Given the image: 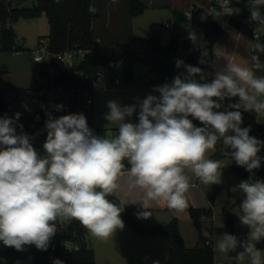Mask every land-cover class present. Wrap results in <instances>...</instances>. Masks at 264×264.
<instances>
[{"label":"clouds","instance_id":"9594fccd","mask_svg":"<svg viewBox=\"0 0 264 264\" xmlns=\"http://www.w3.org/2000/svg\"><path fill=\"white\" fill-rule=\"evenodd\" d=\"M248 5L251 20L264 25V0H248ZM220 9H211L202 19L240 12L225 5ZM88 11L95 14L98 9L89 4ZM189 39L195 42V33ZM252 49L264 53L259 37ZM262 67L259 57L252 55L250 66L228 62L211 82L201 83L195 77L204 79L202 69L186 65V75L153 88L158 95L150 93L137 104L125 106L109 100L105 119L116 130L112 136L96 135L83 113L54 117L46 110L43 157L34 149L32 137L17 132V126L23 128L18 124L20 113L0 117V242L17 251L26 245L46 251L57 223L69 220L79 221L92 236L106 241L125 226L120 214L126 204L108 199L121 189L122 178L129 193L143 192L139 204L144 210L137 213L138 218L152 216L149 202L161 200L168 208L183 211L192 187L188 173L204 185L223 182L227 165L208 155L218 142L231 149L225 154L238 166L249 173L258 169L264 159L258 156L264 141L250 136L249 127H241V109L264 115V76L255 72ZM234 97L239 102L228 105L234 110L216 111L225 99ZM63 107L53 106L56 112ZM137 111L138 123L128 122ZM189 117L204 127H196ZM237 189L244 195L239 219L250 229L248 237L239 241L225 233L216 239L213 250L225 254L240 246L244 251L238 253L237 261L247 257L249 264H264L256 246L264 238V181L250 178L233 191ZM54 264L63 262L56 259Z\"/></svg>","mask_w":264,"mask_h":264},{"label":"rangeland","instance_id":"374dc122","mask_svg":"<svg viewBox=\"0 0 264 264\" xmlns=\"http://www.w3.org/2000/svg\"><path fill=\"white\" fill-rule=\"evenodd\" d=\"M99 1L92 0V3L98 9L97 12L101 14L107 6L102 10L99 6ZM107 1L109 3L112 0ZM115 1H119L120 4L123 1L122 4H125L120 10L116 8L119 11L118 15L114 13L110 15V25L115 26L113 31L118 34L117 40L119 42L125 41L128 38V34L129 36L136 37H150L152 35L151 26L154 25L158 28L160 44L165 45L169 43L170 38L175 33L180 36L179 34H183L185 30L183 27L185 21L184 11L187 7L183 10L173 8L170 0H142L145 6L144 9L140 13L133 15L129 20L126 17L127 0ZM35 3L36 0H19L18 6L29 7ZM192 4L190 3V5ZM121 18H124V20H121ZM119 21L121 23L123 22L122 27H120ZM164 22L168 23V28L161 26ZM126 23H128V29L125 26ZM221 29L222 32L219 38L225 37L226 42L230 46L231 42L232 44L235 42V37H231L233 34H237V32L229 26H221ZM12 30L14 33L13 49H0V88L6 83H10L33 93L36 83L35 73L39 65L32 60L31 50L36 45L38 39L46 36L48 33L46 17L41 13L35 18H19L12 24ZM258 32L264 35V26L258 27ZM107 33V36H112L110 31ZM193 33L197 37L194 43L203 44L202 30L199 27L193 26ZM240 34L245 37V34L242 32ZM228 38L231 39L229 40ZM215 45L216 43H213L211 48H209L210 51L207 58V62L211 63V69L213 68V59H210V52ZM240 47V54L242 56L247 55V53H252L249 46L248 48ZM71 64L65 65L70 70V74L76 78H81L82 73L74 68L77 60H73ZM261 73L264 72L260 71L257 76L261 75ZM114 78L117 79L116 84L112 82ZM163 84L165 83H159L158 76L155 72L149 71L148 67L141 63L133 64L130 77L125 78L120 61H115L112 66L109 64L104 66L102 75L96 78L95 82L90 86V91L82 93L81 100L77 99L73 108L77 113H83L85 115L89 127L98 136H105L106 134L112 136L116 134V130L112 125H108V121L105 119V115L108 112L107 102L109 100H115L121 106L137 104L150 93L158 95V93H154L152 90L155 86ZM66 98L67 93L62 89H54L51 92V100L54 105H63L66 103ZM82 99L89 100V102H83ZM4 100L11 104V109H4L0 113V117H14L15 113H20L18 111L26 108L24 102L13 100L11 91H4ZM61 114L62 111L55 112L54 117H59ZM22 117V114H20L18 124H22L23 128L21 129L17 126V132L23 131L32 137L34 149L41 157L45 156L46 153L43 149L42 137L40 135L41 130L33 133L26 132ZM256 120L264 123V115H257ZM128 122L138 123V111L131 118H128ZM228 150L224 149L223 145H221V149L215 160H221L227 166L241 167L231 159L230 155L227 156L225 154L226 152H231H228ZM261 150L264 151V147ZM188 175L191 177L190 184H195L196 186L190 187L186 194L187 207L183 211H176L168 207L161 210H153L151 211L152 216L147 219L138 218V212L136 211L135 214L133 213L134 220L141 225L150 227L152 225H167L175 218L180 237L187 247L203 245V240L206 238L213 245L216 239L225 233L236 236L239 241H245L250 229L246 225H243L239 219L240 204L244 195L238 189L236 191H233V189L241 181L249 180L250 178L246 177L238 183L226 187L220 184L216 186L214 184L204 185L191 173H188ZM188 207L203 208L205 211L202 214L204 217L199 218L200 227L198 231L189 217ZM123 222L125 225L124 228L122 230L117 229L106 241L92 236L84 228L85 234L83 241L95 251L96 264H153V261L156 260L160 264H167L168 240L163 233L138 234L124 220ZM67 224L68 221L62 224L57 223V232L63 233L67 228ZM77 243L78 241L71 236H65L63 239V245L68 249H73V245ZM256 246L262 251V258H264V238ZM212 251L213 264H249L247 257L243 262H239L236 259L238 254L235 253L243 252V247L238 246L236 250L225 254L214 251L213 247ZM24 259H19L20 263H27L23 262L28 261ZM30 263L32 264L33 262Z\"/></svg>","mask_w":264,"mask_h":264},{"label":"trees","instance_id":"16d2710c","mask_svg":"<svg viewBox=\"0 0 264 264\" xmlns=\"http://www.w3.org/2000/svg\"><path fill=\"white\" fill-rule=\"evenodd\" d=\"M19 0H0V49L12 50L14 47V33L12 24L19 18L28 19L35 18L43 13L48 24L49 48L53 51L62 50L78 43L81 47H90V52L86 53L84 58L74 66L75 69L82 73V78H76L72 75L63 74L54 79V86H60L64 91H76L82 87H90L95 80V73L100 66L106 65L108 62L120 61L125 78L130 77L133 64L141 63L148 67L149 71H153L158 76L159 83H171L177 75H186L185 66L191 65L202 69L204 79L200 76L195 79L201 83L211 82V67L207 62V58L196 54H184L181 61L176 65V49L177 39L170 38L168 44H160L158 28L151 26L152 35L150 37L129 36L125 41L119 42L117 35L114 33V25H106L105 11L99 14H92L88 11L89 4H93L92 0H36V3L29 7H19ZM123 2V1H122ZM118 2L115 8L122 9L124 5ZM99 6L103 10L102 1ZM127 18L140 13L144 9L142 0H127ZM234 8H239L238 14L232 15L230 19L231 26L237 30L248 31L252 27H261L250 18L248 0H238ZM117 13L119 14V11ZM264 14V7L261 8ZM204 16L200 10H193L191 14V24L199 27L203 32V47L211 48L221 32V26L211 17ZM121 17V16H120ZM121 20H124V18ZM123 23V22H122ZM122 23L119 21L120 27ZM124 26V25H123ZM128 29V23L125 24ZM108 31L112 33L109 37ZM191 43L188 38L183 42V46ZM210 51V50H209ZM203 61V63H201ZM11 91L14 101L24 102L28 109L34 108L33 94L25 88L6 83L0 88V113L7 109V102L4 100V91ZM236 103L232 99H225L222 107L216 111L234 110L228 108L229 104ZM70 113H77L71 105ZM242 112L243 123L241 127H249V135L260 141H264V123L259 122L255 118L253 112ZM32 116H24L25 130L28 133L35 132L40 126L45 124L48 117L41 112V120L35 124V128L28 129L26 126L32 120ZM196 127H204V125L196 119L189 117ZM234 134V133H230ZM222 142L216 145L215 151L209 156L211 159L217 158L221 149ZM231 149L228 150V152ZM258 156L264 158V151L260 150ZM126 167L127 162H125ZM249 177L252 180L264 181V159L261 160V166L249 173L244 167L227 166L223 168L222 183L220 185L230 186L238 183L244 178ZM214 186H216L214 184ZM113 203L120 204L114 195L108 197ZM189 217L192 220L196 230H199V218L205 212L203 208L188 207ZM134 209L125 205L121 212V218L130 226V228L138 234H152L156 232L163 233L168 240L167 264H213L212 248L204 245H194L187 247L184 245L175 218L167 225H152L146 227L139 224L133 218ZM85 229L76 220H69L67 228L63 233L56 232L51 239L49 247L46 251L38 250L34 245H26L23 251H17L13 247L4 246L0 242V258L4 260V264H14L16 260L30 258L35 264H54L59 259L63 264H94L93 252L84 241ZM65 236H71L79 243L78 247L73 249L65 248L63 239Z\"/></svg>","mask_w":264,"mask_h":264},{"label":"built area","instance_id":"2783aa9c","mask_svg":"<svg viewBox=\"0 0 264 264\" xmlns=\"http://www.w3.org/2000/svg\"><path fill=\"white\" fill-rule=\"evenodd\" d=\"M238 0H206L204 5H198L193 3L184 11V32L180 36L177 37V49H176V65H178L181 61V57L184 54H196L204 58H208L209 50L203 46H198L194 43H189L186 46H183V42L189 38V34L191 33V14L193 10H200V12L204 15L207 14L211 9L216 8L217 11H220V5L231 6L234 7ZM214 19L220 26H231L230 19L232 15H222L220 17H214L212 15H207ZM164 26L167 27V24L164 23ZM250 40L251 49L253 48V44L256 43V37L260 38V42L264 44V35L259 34L258 27H252L248 31L244 32L243 30H239ZM90 52V47H81L78 43L73 44L70 47H66L62 50L53 51L49 48L48 38L40 37L31 50L32 60L36 62L39 66L35 73V88L33 94V102L34 108L31 109L29 115L32 116L31 122L28 123L31 127L28 129L35 128V124L41 120V112L45 111L52 112V115H55L54 104L51 100V92L54 89H62L60 86H54V79L62 76L63 74H70V70L65 66L66 64L72 65L73 60H77V63L80 62L86 53ZM110 66L113 65V62H108ZM105 65L100 66L95 73V80L98 76L101 75L102 69ZM82 78V77H81ZM92 82V84L95 82ZM114 83H117V79L114 78ZM91 84V85H92ZM86 91H90V87H82L81 89H77L74 91H66L67 99L66 103L63 104L62 115L69 114L71 110V105H75L77 99L81 100L82 93ZM83 102L87 103L89 100L82 99ZM86 104V103H85ZM7 109L11 108V104L7 103ZM27 125V126H28ZM37 130H41L42 143L44 144L47 136V131L45 129V124L40 126ZM36 130V131H37ZM96 134V132H94ZM97 135V134H96ZM31 143H33V139H31ZM201 217H204L202 215ZM203 245L207 248H212L211 242L206 238L203 240Z\"/></svg>","mask_w":264,"mask_h":264},{"label":"crops","instance_id":"0c3cea01","mask_svg":"<svg viewBox=\"0 0 264 264\" xmlns=\"http://www.w3.org/2000/svg\"><path fill=\"white\" fill-rule=\"evenodd\" d=\"M101 1H102L103 8H105L107 6V8L105 9L106 10L105 11L106 25H108V24L110 25L111 24L110 15L112 13H114L115 15L116 14L118 15L117 9L115 8V4H117L119 1L112 0L109 3H107L108 2L107 0H101ZM170 3H171V6L173 8L183 10L185 7L188 8L190 6V3H196L198 5H204L206 3V0H190V2H188V0H170ZM185 3H187L186 6H185ZM108 16H109V19H108ZM164 23L167 24V27L164 26ZM164 23H162L161 26L168 28V23L167 22H164ZM116 24H117V22H116ZM183 27H184V24H183ZM229 27L232 30H235L237 32V34L235 33L231 37V38H233V36L235 37V39H234L235 42L233 44L231 42V44L229 46V44L226 42L225 37H221L215 42L216 45L210 52V59H213V68L211 69L212 79H214L216 72L221 71L222 69H224L226 67L228 62H235V63L240 64L242 66H250L252 55H257L259 57L260 62L262 64H264V53H259V52L255 51L254 49H251L250 40L246 36L243 37L240 34L241 32L239 30L233 28L232 26H229ZM181 29H182V26H181ZM190 30H191V33H193V25H192ZM231 33H232V31H231ZM181 34H179V35H181ZM44 37H46V36H44ZM172 37L177 39L178 34L175 33L174 36H172ZM231 38H228V39L230 40ZM202 40H203V32H202ZM191 43H194V42L191 40ZM194 44H196L198 46H203V44H197V43H194ZM240 46L245 47V48H248V46H249L252 53H247V55L242 56V54H240V52H241ZM260 71L264 72V67H262L260 70H255L256 75L259 74ZM101 75H102V73H101ZM259 76H264V73H261V75H259ZM112 82L114 83V80ZM30 93L32 94V92H30ZM231 99L233 101H235L236 103L239 102V97H234ZM30 111L31 110L26 107L25 109L20 110L18 112H20V114H22V116H23L22 119H24V116H29ZM256 116H257V114L255 113V118H256ZM29 122H31V121H29ZM28 123H27V125H28ZM24 127H25V124H24ZM27 127H31V126L28 125ZM213 152L214 151H210L208 153V155L210 156ZM192 186L195 187L196 185L192 184ZM113 195L119 201H123L124 204L133 208L134 214L136 211L139 212V211L144 210V209H142L141 205L139 204L143 200V192L141 190L137 189V190L129 193L127 191L126 180L124 178L121 179V189L119 191H117L116 193H114ZM132 203H135V204H132ZM192 205H194V204H192ZM149 207H150V209H147V210L153 211V210L165 209L168 206H167V203L165 201L161 200L159 202H149ZM78 246H79V243H77L76 245H73L74 248L78 247ZM92 251H93V261H94V264H96V258H95L96 253L93 249H92ZM24 260H28V261H23V262H27V263H20V260H16L14 264H31L30 262H32L30 260V258H26ZM0 264H4V260L1 258H0ZM32 264H34V263H32Z\"/></svg>","mask_w":264,"mask_h":264},{"label":"water","instance_id":"95a60500","mask_svg":"<svg viewBox=\"0 0 264 264\" xmlns=\"http://www.w3.org/2000/svg\"><path fill=\"white\" fill-rule=\"evenodd\" d=\"M235 254H238V252H236Z\"/></svg>","mask_w":264,"mask_h":264}]
</instances>
